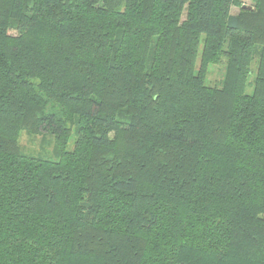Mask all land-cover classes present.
Segmentation results:
<instances>
[{"label":"trees","instance_id":"16d2710c","mask_svg":"<svg viewBox=\"0 0 264 264\" xmlns=\"http://www.w3.org/2000/svg\"><path fill=\"white\" fill-rule=\"evenodd\" d=\"M250 2L0 0V264H264Z\"/></svg>","mask_w":264,"mask_h":264},{"label":"rangeland","instance_id":"374dc122","mask_svg":"<svg viewBox=\"0 0 264 264\" xmlns=\"http://www.w3.org/2000/svg\"><path fill=\"white\" fill-rule=\"evenodd\" d=\"M244 4L250 5V0H243ZM238 12V7H232L231 13L235 14ZM224 73V62L221 61L216 64H211L208 73L207 80L211 84L218 83L223 76ZM253 75L250 74L248 80H252ZM253 89L252 85H247L245 91L247 93H251ZM53 138L49 133L43 132H32L27 129H23L19 133L18 144L21 148V151L28 155H42L45 154L46 151H51L53 147Z\"/></svg>","mask_w":264,"mask_h":264}]
</instances>
